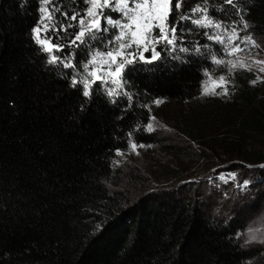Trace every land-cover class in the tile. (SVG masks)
<instances>
[{
    "label": "trees",
    "instance_id": "trees-1",
    "mask_svg": "<svg viewBox=\"0 0 264 264\" xmlns=\"http://www.w3.org/2000/svg\"><path fill=\"white\" fill-rule=\"evenodd\" d=\"M197 3L184 0V14ZM239 3L248 8L251 35L264 44V0ZM55 4L69 13L86 7L82 0ZM208 7L225 24L239 21L223 0ZM38 8L39 0H0V264H259L235 219L211 218L195 203L165 196L123 201L106 187L117 150L147 139L148 105L159 99L192 106L205 72L219 69L212 57L221 58L223 47L208 40L210 31L172 17L181 39L161 47L159 61L131 66L125 90L132 101L111 103L102 86L93 85L90 100L70 87L65 73L74 69L46 65L30 36ZM57 22L68 23L58 13ZM86 51L79 49L77 61ZM223 73L242 112L230 144L253 147L248 160L263 164L264 90L250 86V71Z\"/></svg>",
    "mask_w": 264,
    "mask_h": 264
},
{
    "label": "rangeland",
    "instance_id": "rangeland-1",
    "mask_svg": "<svg viewBox=\"0 0 264 264\" xmlns=\"http://www.w3.org/2000/svg\"><path fill=\"white\" fill-rule=\"evenodd\" d=\"M208 30L213 33L212 29ZM249 33L248 29L240 35ZM180 39L181 35L177 34V41ZM257 40V47L241 44L243 51L235 56H228L225 47L219 44L225 61L239 58L251 65L250 69L233 71L246 70L256 78L261 77V81L251 82L250 86L254 91H263L264 72L259 69L264 65L253 64V60L264 61V44ZM167 46L158 44L156 48ZM99 50H105V46ZM144 55L150 57L151 52ZM224 71L228 72L227 65H220L209 74L217 79ZM205 81L208 76L190 107L165 100L159 105L154 102L148 105L153 131L146 128L145 142H135L145 147H137L133 152L128 146L121 155L116 154L106 187L110 195L117 194L123 201L133 202L146 194L165 196L195 203L211 218L235 219L240 223L243 247L256 255V263L264 264V180L257 170L264 172V163L253 165L248 160L253 147L245 145L247 149L238 151L230 144L242 114L233 89L228 85L227 96L202 95ZM209 86H212L210 82ZM261 153L264 154V149ZM244 181H248L246 186ZM253 235L255 239H251Z\"/></svg>",
    "mask_w": 264,
    "mask_h": 264
},
{
    "label": "snow or ice",
    "instance_id": "snow-or-ice-1",
    "mask_svg": "<svg viewBox=\"0 0 264 264\" xmlns=\"http://www.w3.org/2000/svg\"><path fill=\"white\" fill-rule=\"evenodd\" d=\"M82 2L86 6L83 14L79 11L71 13L62 11L55 4V0H39V21L32 27L30 36L39 51L46 54V65L75 70L71 74L65 73L66 77L70 76L69 86L79 87L82 96L89 100L95 91L93 85H97L104 88V94L111 103H117V98L121 96L131 102L133 97L125 90L126 71L137 63L151 65L159 61L161 53L156 45L174 46L177 43L178 29L176 22L171 19L177 14L181 21L191 20V23L199 28L212 29V34L205 32L204 35L208 40L223 45L228 56H235L243 51L241 44L258 46L251 33L240 35L241 31H248L250 24L244 19L248 8L241 7L239 0H223V3L234 8L235 15L239 16L238 22L233 20L228 24L210 14L209 0H202V3L190 8L188 11L191 15H185L182 11L185 6L184 0H82ZM218 10L224 9L221 7ZM57 13L68 23H58ZM114 13L118 14L119 18H114ZM192 16L196 18L193 19ZM69 29H74L71 35ZM61 33L64 36H61ZM110 33L112 34L108 35ZM96 42L103 43L105 50H99ZM107 45L113 47L107 48ZM82 47L87 48L85 59L77 61L79 49ZM179 51L186 53L188 49L181 47ZM196 51L199 52L200 49L197 48ZM145 52H151V56L145 57ZM212 60L217 66L227 65L229 76L237 68H251V65L239 58L225 61L213 55ZM253 64L264 65V61L253 60ZM259 71L264 72V67H260ZM205 75L208 76V81H205L202 95H229L230 80L227 76L221 75L213 79L207 71ZM258 81H261V77L252 82ZM162 102L159 99L154 101L156 105ZM83 107L82 104L81 110ZM147 130L153 131V126L148 124ZM131 135L129 133L130 137ZM129 147L135 152L137 147L145 146L138 145L130 139ZM116 154L121 155L119 150ZM232 178L235 179L234 176ZM243 183L246 186L248 181ZM100 227L97 225L98 229ZM255 238L254 235L251 237Z\"/></svg>",
    "mask_w": 264,
    "mask_h": 264
}]
</instances>
